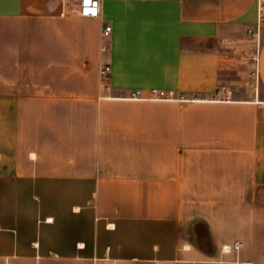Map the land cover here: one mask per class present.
Returning <instances> with one entry per match:
<instances>
[{"label":"crops","instance_id":"crops-1","mask_svg":"<svg viewBox=\"0 0 264 264\" xmlns=\"http://www.w3.org/2000/svg\"><path fill=\"white\" fill-rule=\"evenodd\" d=\"M66 1L0 0V264H264L257 0H100L88 31ZM35 26L96 97L36 92Z\"/></svg>","mask_w":264,"mask_h":264},{"label":"rangeland","instance_id":"rangeland-1","mask_svg":"<svg viewBox=\"0 0 264 264\" xmlns=\"http://www.w3.org/2000/svg\"><path fill=\"white\" fill-rule=\"evenodd\" d=\"M76 16V23H81V27L84 30H89V26H86L88 20L83 19L82 17ZM34 44H35V58H34V77H35V88L38 89V87L42 86V83L47 82V83H52L56 85L57 92L58 94L61 91L62 96H71V97H79L82 96L84 98L86 97H96L97 96V91L94 88L96 84V76L94 75L92 71V67L90 66L89 60L84 59L83 62V74H82V80H83V92L82 93H77L75 94V81H76V75L73 72V67H70V64H73L74 59L67 58L64 60L66 62V73H52L48 71H44V67L52 63L55 59L53 57H44V53L49 55L48 53H54L55 50H58V48L54 47V45H57L56 43L53 44L52 42V36L57 34L56 30L53 29V27H44V26H35L34 27ZM88 28V29H87ZM72 33V34H71ZM73 32H68V36L66 37V40L64 44L66 45V48L68 51H72L75 43H74V36ZM45 36V37H44ZM90 40V36H88V42ZM30 42V41H29ZM85 43V41H84ZM24 78L26 77V74L22 75ZM31 74H29L30 78ZM80 80V78H79ZM98 84H99V91L102 92L105 90V84L103 83L102 79H98ZM40 91L39 89L36 90V92ZM52 92H55L54 90H51Z\"/></svg>","mask_w":264,"mask_h":264},{"label":"built area","instance_id":"built-area-1","mask_svg":"<svg viewBox=\"0 0 264 264\" xmlns=\"http://www.w3.org/2000/svg\"><path fill=\"white\" fill-rule=\"evenodd\" d=\"M69 13L77 14L82 18H96L100 15V0H76L75 2L66 1L64 7L60 12L61 17L67 16ZM264 24V0H257V25L260 26ZM111 31L110 26H106L103 29V36L107 37ZM102 51H106L107 47L103 46ZM257 65V61H256ZM109 67L103 66L100 70V77L103 83H106V76ZM257 72V69H256ZM224 87H222L223 89ZM149 98L153 100H172L175 98L174 90L151 88L149 91ZM139 95V91L134 92V97ZM242 247V242L237 241L233 244L232 248L238 251ZM230 246H224L223 252L228 253L230 251ZM234 264H251L241 259H237L233 262Z\"/></svg>","mask_w":264,"mask_h":264}]
</instances>
